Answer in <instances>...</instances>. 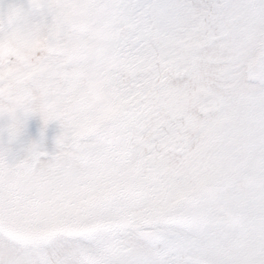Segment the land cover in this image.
<instances>
[{
    "label": "snow or ice",
    "instance_id": "1",
    "mask_svg": "<svg viewBox=\"0 0 264 264\" xmlns=\"http://www.w3.org/2000/svg\"><path fill=\"white\" fill-rule=\"evenodd\" d=\"M0 264H264V0H0Z\"/></svg>",
    "mask_w": 264,
    "mask_h": 264
}]
</instances>
